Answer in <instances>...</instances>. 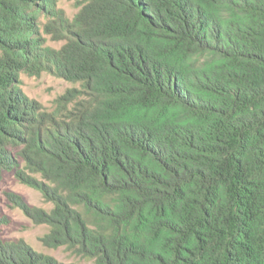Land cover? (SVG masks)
<instances>
[{
	"label": "trees",
	"instance_id": "16d2710c",
	"mask_svg": "<svg viewBox=\"0 0 264 264\" xmlns=\"http://www.w3.org/2000/svg\"><path fill=\"white\" fill-rule=\"evenodd\" d=\"M75 1L68 19L55 0H0V180L52 205L10 195L43 247L264 264V0ZM43 73L73 85L51 111L19 86ZM0 264L75 263L0 240Z\"/></svg>",
	"mask_w": 264,
	"mask_h": 264
},
{
	"label": "rangeland",
	"instance_id": "374dc122",
	"mask_svg": "<svg viewBox=\"0 0 264 264\" xmlns=\"http://www.w3.org/2000/svg\"><path fill=\"white\" fill-rule=\"evenodd\" d=\"M56 9L62 10L68 19L77 12L75 0H55ZM44 22V19H40ZM46 45L58 49L62 42H54L46 37ZM20 88L30 99L39 102L46 111L54 108V101L73 85L53 75L43 73L39 76L20 75ZM10 195L18 196L24 204L30 207L49 211L52 205L46 202L39 191L21 183L13 172H4L0 180V240H23L35 251L50 255L62 263L84 264L69 254L64 248L47 249L43 247L40 238L48 232L45 225L35 224L27 217L21 207L17 206Z\"/></svg>",
	"mask_w": 264,
	"mask_h": 264
}]
</instances>
